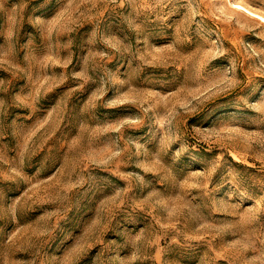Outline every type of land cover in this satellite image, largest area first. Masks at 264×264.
I'll use <instances>...</instances> for the list:
<instances>
[{
	"label": "rangeland",
	"instance_id": "rangeland-1",
	"mask_svg": "<svg viewBox=\"0 0 264 264\" xmlns=\"http://www.w3.org/2000/svg\"><path fill=\"white\" fill-rule=\"evenodd\" d=\"M0 264H264V0H0Z\"/></svg>",
	"mask_w": 264,
	"mask_h": 264
}]
</instances>
